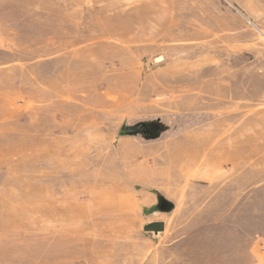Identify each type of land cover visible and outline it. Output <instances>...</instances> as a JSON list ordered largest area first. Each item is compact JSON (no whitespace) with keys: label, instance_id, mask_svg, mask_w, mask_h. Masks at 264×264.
I'll use <instances>...</instances> for the list:
<instances>
[{"label":"rangeland","instance_id":"rangeland-1","mask_svg":"<svg viewBox=\"0 0 264 264\" xmlns=\"http://www.w3.org/2000/svg\"><path fill=\"white\" fill-rule=\"evenodd\" d=\"M0 264H264V0H0Z\"/></svg>","mask_w":264,"mask_h":264},{"label":"water","instance_id":"water-1","mask_svg":"<svg viewBox=\"0 0 264 264\" xmlns=\"http://www.w3.org/2000/svg\"><path fill=\"white\" fill-rule=\"evenodd\" d=\"M163 228L164 223L162 221H153L143 226V230L145 232H153L154 234H157L158 232L162 231Z\"/></svg>","mask_w":264,"mask_h":264},{"label":"bare ground","instance_id":"bare-ground-1","mask_svg":"<svg viewBox=\"0 0 264 264\" xmlns=\"http://www.w3.org/2000/svg\"><path fill=\"white\" fill-rule=\"evenodd\" d=\"M172 169H173V168H172ZM174 169H175V168H174ZM174 169H173V170H174ZM179 174H180V173H179ZM180 175H181V174H180ZM122 203H123V202H122Z\"/></svg>","mask_w":264,"mask_h":264}]
</instances>
